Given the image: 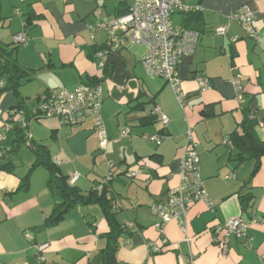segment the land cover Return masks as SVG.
<instances>
[{"label": "crops", "instance_id": "crops-1", "mask_svg": "<svg viewBox=\"0 0 264 264\" xmlns=\"http://www.w3.org/2000/svg\"><path fill=\"white\" fill-rule=\"evenodd\" d=\"M136 1L0 0V45L17 46L13 58L31 73L30 79H21L17 92L0 76V264H102L109 231L96 203L76 204L59 221L49 220L59 201L55 184H49V170L37 166L30 171L35 156L25 143L16 151L23 144L29 148L25 163L5 150L12 136H6L4 125L15 124L9 113L17 104L28 117L32 140L47 147L63 175L78 174L74 185L82 193L112 173L106 194L117 223L125 226L117 264H181L184 258L194 264H264V155L258 163L246 152L239 156L232 140L245 112L256 122L255 136L264 140V0H184L191 10L171 14L174 28L197 32L193 52L176 68L184 106L163 77L147 74L143 46L111 51L104 67L98 66L96 53L105 49L107 40L100 24L126 15ZM245 4L254 13L260 42L232 18ZM220 25L227 26L225 35L214 32ZM19 33L25 37L22 44L14 42ZM236 75L241 99L231 83ZM199 78L209 88L202 90ZM82 83L102 88L105 148L99 146L91 117L74 126H60L55 117H31L39 98ZM155 106L167 116L166 125L152 118ZM205 108L209 116H203ZM188 130L210 205L195 201L179 220L159 230V217L151 208L165 202L167 192L180 184ZM153 135L160 136L159 144L150 139ZM133 169L137 176H128ZM27 174L28 186L19 189ZM246 193L251 195L250 207L243 211L239 196ZM238 216L249 222L246 236L230 237L223 255L215 229ZM44 243L48 246L39 253L37 247Z\"/></svg>", "mask_w": 264, "mask_h": 264}, {"label": "built area", "instance_id": "built-area-1", "mask_svg": "<svg viewBox=\"0 0 264 264\" xmlns=\"http://www.w3.org/2000/svg\"><path fill=\"white\" fill-rule=\"evenodd\" d=\"M199 9V7H195ZM187 12L191 10L184 0H146L136 1L129 12L121 17L112 18L109 21L100 24L107 32L105 49L96 53L101 58L98 64L103 68L107 61L108 54L111 51L130 48L134 45L144 47L142 63L147 74L163 77L177 93V100L180 106H184L185 98L180 93V87L175 78L177 65L183 57L193 52L197 41V32L190 29L178 30L173 27L170 17L175 10ZM254 13L248 5H242L232 15L237 20L247 35L260 42V37L254 28ZM226 25H220L214 28L217 35H225ZM232 37V40H235ZM14 42L22 44L25 42L23 33L14 37ZM235 87L237 98L242 97V84L240 75L231 79ZM199 84L202 90L209 88V83L204 78H199ZM103 94L100 84H79L72 89H62L45 94L38 99L35 114L38 118L55 117L58 119L60 126H74L81 118L91 117L93 119V130L98 136L99 146L105 148L107 138L104 123L100 115V106ZM9 113L10 119L15 118ZM154 114L163 125L168 122L167 116L158 106L154 107ZM35 116V117H36ZM12 117V118H11ZM18 122L21 126H26L24 120L17 114ZM5 130H9L10 123H5ZM122 135H126L123 132ZM31 136V134H29ZM150 139L159 144L160 136L153 135ZM192 141L191 131L187 132V142L181 159L180 166V184L167 192V199L163 203H157L152 206L153 213L157 214L159 221L155 227L162 230L164 225L171 220H179L195 201L204 200L210 205L207 192L205 191L200 177L199 156ZM58 164L57 161H54ZM109 167H113V161H108ZM128 176L135 177L138 174L137 169L129 171ZM78 174L69 177V182L74 183ZM112 178V173L104 177L96 186L99 190L108 180ZM251 221H258L253 218ZM249 222L244 218L232 217L219 225L215 229L217 233V245L221 254L227 251L230 237L246 236ZM164 242V241H163ZM47 243L38 245L39 253L47 247ZM160 251L159 247H155ZM38 259H43L39 254ZM181 264H194L191 258H184Z\"/></svg>", "mask_w": 264, "mask_h": 264}, {"label": "trees", "instance_id": "trees-1", "mask_svg": "<svg viewBox=\"0 0 264 264\" xmlns=\"http://www.w3.org/2000/svg\"><path fill=\"white\" fill-rule=\"evenodd\" d=\"M16 48L17 46L8 49L0 45V76H6L8 78L9 84L7 87L15 92H17L21 79L31 78V73L22 69L13 58L12 55ZM20 108L21 105L17 104L15 109L12 110L10 116L14 115L13 117H15L16 114L20 115L26 126H21L16 118L11 117V120L15 124L11 125L9 130H4L6 136H8L9 133H11L10 136H12L9 137V141L7 140L8 147L6 146L5 150L10 153H16L19 146L22 143H25L29 146L35 156V161L30 167V171L37 166H44L49 170V184H55L59 195V201L55 203L52 212L48 217L51 222L54 223L59 221L64 214L76 204L96 203L102 207L109 225V231L106 233L108 239L107 245L102 250V264H117L116 252L118 249V239L122 231H124L125 226L123 227L117 223L115 212L113 211L112 199L106 194L111 179L102 185L99 190L95 187L86 193H82L74 183L69 182L67 176L60 172L59 166L51 161L47 147L43 143L34 142L32 140V135L29 136L31 133L28 130V117L19 110ZM202 114L203 116H209L211 113L209 109L205 108V110L202 111ZM35 116L36 114L33 113L31 117L39 119ZM155 117L156 116L153 114L152 118ZM255 123L256 122L251 114L245 112L244 119L239 124L240 130L237 129L232 133V140L241 150L239 156L244 154L243 152H246L249 154V157L254 158L258 163L260 157L264 155V140H260L255 136ZM242 157L243 156H241L239 160L242 159ZM28 174L22 178L19 189H25L28 186ZM239 198L242 210L247 211L250 207V193L240 195Z\"/></svg>", "mask_w": 264, "mask_h": 264}, {"label": "rangeland", "instance_id": "rangeland-1", "mask_svg": "<svg viewBox=\"0 0 264 264\" xmlns=\"http://www.w3.org/2000/svg\"><path fill=\"white\" fill-rule=\"evenodd\" d=\"M35 110L36 109L34 108V111ZM29 151H30L29 148L26 145L23 144L21 149H20V151L14 153V157L13 158L14 159H21V163L22 162L25 163V162H27V159H29L31 157V154H30ZM29 167H31V166L29 165ZM28 169L26 170V172L28 171ZM42 169H44V168H42Z\"/></svg>", "mask_w": 264, "mask_h": 264}]
</instances>
